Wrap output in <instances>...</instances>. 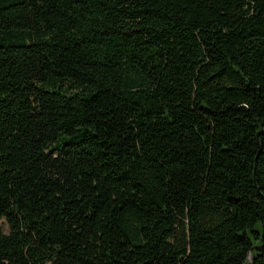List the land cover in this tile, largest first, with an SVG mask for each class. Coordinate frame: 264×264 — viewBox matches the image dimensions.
<instances>
[{"label":"trees","instance_id":"trees-1","mask_svg":"<svg viewBox=\"0 0 264 264\" xmlns=\"http://www.w3.org/2000/svg\"><path fill=\"white\" fill-rule=\"evenodd\" d=\"M0 264H264V0H0Z\"/></svg>","mask_w":264,"mask_h":264}]
</instances>
